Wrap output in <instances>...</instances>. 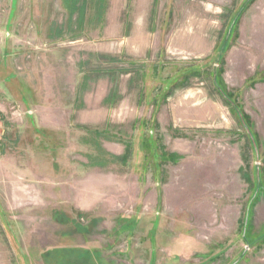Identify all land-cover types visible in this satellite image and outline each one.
Returning <instances> with one entry per match:
<instances>
[{"label":"rangeland","instance_id":"obj_1","mask_svg":"<svg viewBox=\"0 0 264 264\" xmlns=\"http://www.w3.org/2000/svg\"><path fill=\"white\" fill-rule=\"evenodd\" d=\"M261 50L264 0H0V264H264Z\"/></svg>","mask_w":264,"mask_h":264},{"label":"trees","instance_id":"obj_2","mask_svg":"<svg viewBox=\"0 0 264 264\" xmlns=\"http://www.w3.org/2000/svg\"><path fill=\"white\" fill-rule=\"evenodd\" d=\"M217 89H218V91L220 92V94L222 95V97H223L227 102H231L230 99L227 97V95L224 93V91L220 90L218 87H217ZM236 114H237L238 118L242 121V117H241V115H240L238 112H236ZM125 156H126V154L123 155L122 157H120L119 160L124 161V160H125Z\"/></svg>","mask_w":264,"mask_h":264},{"label":"crops","instance_id":"obj_3","mask_svg":"<svg viewBox=\"0 0 264 264\" xmlns=\"http://www.w3.org/2000/svg\"><path fill=\"white\" fill-rule=\"evenodd\" d=\"M257 56H258V58H261L262 56H264V52L261 50V51H259V52H257ZM240 59H245L244 57H240V58H238L237 60H236V62L238 61V60H240ZM246 60V59H245ZM87 197H92V198H95L96 197V194H95V192H92V193H89L88 195H87Z\"/></svg>","mask_w":264,"mask_h":264},{"label":"bare ground","instance_id":"obj_4","mask_svg":"<svg viewBox=\"0 0 264 264\" xmlns=\"http://www.w3.org/2000/svg\"><path fill=\"white\" fill-rule=\"evenodd\" d=\"M90 193V192H89Z\"/></svg>","mask_w":264,"mask_h":264}]
</instances>
